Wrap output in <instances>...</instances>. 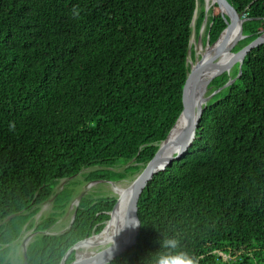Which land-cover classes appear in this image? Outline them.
<instances>
[{"label": "trees", "instance_id": "16d2710c", "mask_svg": "<svg viewBox=\"0 0 264 264\" xmlns=\"http://www.w3.org/2000/svg\"><path fill=\"white\" fill-rule=\"evenodd\" d=\"M197 1L0 0V264H12V244L59 180L96 165L105 167L89 179H122L125 172L108 167L134 160L127 171H137L154 157L186 104ZM228 1L249 18L238 51L264 31V0ZM212 2L210 43L229 24ZM239 65L230 85L223 87L226 71L210 82L219 91L191 146L148 182L137 203V242L110 264H150L165 236L201 264H264V44L248 52L241 72ZM72 196L65 186L54 208ZM116 203L84 196L71 228L29 244L28 264H59L106 226ZM15 212L22 214L1 224ZM56 214L37 229L51 227ZM122 235L94 238L95 262ZM75 251L66 264L91 258L93 244Z\"/></svg>", "mask_w": 264, "mask_h": 264}, {"label": "water", "instance_id": "95a60500", "mask_svg": "<svg viewBox=\"0 0 264 264\" xmlns=\"http://www.w3.org/2000/svg\"><path fill=\"white\" fill-rule=\"evenodd\" d=\"M214 4H218L220 9L225 12L229 16V24L227 27L220 33L219 37L217 38L216 41L213 43H210L209 37L208 41L206 42V46L204 48V51L201 53V57L197 58L194 63L191 64L189 74H188V87H187V94H186V104L171 127L169 133L165 137V139L161 140L158 145V149L154 155V157L149 160L147 163H145V166L140 168V176L139 178L131 185V187L127 190V192L122 196V197H117L116 200L117 203L113 210H111V216L115 214L116 216L120 218H127L131 220V222L136 223V230L134 234H130L129 238L127 241L122 244L120 247H118L115 251L110 253L109 256H101L100 260L95 262L94 264H110L116 257L121 255L123 252H125L127 249L132 247L134 244L137 242V235L139 232V227H140V219L138 216V199L144 188L148 185V182L153 179V177L159 173L160 171L165 170L174 160L179 159L180 157L183 156V154L188 150V148L191 146L192 141L194 140V137L196 135L199 119L203 113V110L207 107L208 102L211 100L213 95L215 93H210L208 96V100L206 105L202 108L201 112L197 116L196 122L191 130L192 132V138L191 140L183 147L177 154L171 153L172 146L177 142V140L184 134L185 130L187 129V126L192 118L193 114V108L196 100V95H197V90H198V81L199 78L208 70L212 69L213 71L209 75V84L210 82L218 75L221 73L228 71L231 67V65L235 62H239L240 65V72H241V63L243 62L244 57L248 54L250 50H252L255 47H258L259 45L264 44V31L261 32L255 39L251 40L246 46L241 48L238 51H233V48L240 42V40L244 39L246 35L242 33V25L243 23L248 20V17H244V12H236L233 5L228 1V0H214ZM197 6H198V1H197ZM206 16L205 19L203 20V23L200 27V30L197 34L196 32V21L198 17L197 13V8L195 10V14L192 20V37L190 40V48H189V53H188V62H189V57L192 52V42H193V37L197 35V41L200 42L201 40V35L203 34V31L206 29L207 26V9L205 10ZM236 29L235 36L233 37V31ZM208 35V32H207ZM232 36V37H231ZM218 43H223V46L215 50L213 49V46ZM226 51L229 52L230 55L222 62H217L213 63L209 61L211 58L216 57L219 53ZM239 72V73H240ZM238 76V75H237ZM237 76L235 77H230L229 80L224 84L223 87H226L233 83ZM209 88V86H208ZM219 91V89H216V92ZM159 144H161V147H159ZM160 151L158 155V159L156 160V163L151 164V161L156 157L157 153ZM109 169H112V167H108ZM83 170V169H82ZM81 170V171H82ZM80 171V172H81ZM79 172V173H80ZM78 173V174H79ZM78 174H74L70 177H66L63 179H71L75 177ZM98 180H103V179H97L93 181H98ZM107 181H115V180H107ZM64 184H59L55 187V193L47 200V202H54L56 197L58 196L59 192L61 189H63ZM86 195V191H83L79 193L77 196L78 202L75 205L72 219L69 223V226L66 228L65 231L61 233H55L51 232L50 228L44 229V230H37L36 232H40L43 234H50V235H59L65 233L69 228H71L77 211L79 204L82 200V198ZM22 214V212H15L10 215H8L2 222L7 223L10 219L13 217ZM26 224L24 225L22 232L19 236L23 234ZM37 225H34L33 227L36 228ZM18 238V239H19ZM87 238V237H86ZM84 238L83 240H85ZM17 239V240H18ZM80 240L77 243H75L73 246L69 248V250L66 252L64 257L62 258L61 262L59 264H66V260L68 256L74 251L75 246L83 241ZM32 242L30 240L29 242H25L24 240L22 241V246H23V264H28V246Z\"/></svg>", "mask_w": 264, "mask_h": 264}, {"label": "rangeland", "instance_id": "374dc122", "mask_svg": "<svg viewBox=\"0 0 264 264\" xmlns=\"http://www.w3.org/2000/svg\"><path fill=\"white\" fill-rule=\"evenodd\" d=\"M212 5H211V7H212ZM197 7H198V9H197L198 15L200 14V12H202L203 10H206V9H207V13H208L207 15L210 14L211 7L208 8L206 6L205 0H198V6ZM193 38L194 39L192 42V51H194V57H192L191 55L189 57V65L190 66L192 63L195 62L196 57L197 58L201 57L200 45H201V48H205V46H206V42L208 41L206 29L203 31V34L201 35V39H200L201 41L200 42L197 41V35H195ZM234 48H233V51H235ZM222 61L223 60H219V62H222ZM236 63L237 62L233 63L231 65L230 69L228 71H226L231 75V77H232V75H234V71H235L234 68H235ZM208 86H209V88H208L209 94L212 92L216 93V86L210 85V84ZM136 164L137 163L134 160H132L129 163H121V164H117L115 166H112V170H114L116 172H121V173L125 172L126 173V176L124 178L116 179L115 181H121L123 179L132 177L136 173L140 172V169L137 171H127L128 167L130 165H136ZM139 165L141 166V168L145 166V164H139ZM104 167L105 166H99V165L87 167V168H84L75 177H73L71 179H66V182H65L63 188L65 186L69 187V189L73 193V196L71 197V199H69L67 201V204H66L64 209H55L54 208V202H47L46 201L45 203L50 204L49 210L45 213H41L42 206L45 203H43L40 206L39 211L34 216H32L30 218V220L26 223L27 226H26L23 234L21 235V237L12 244V248H11V252H10V256H9L12 264H23V260H22V258H23V246H22L23 237L25 235L30 237L33 233V236H31V239H30L33 241L37 236L42 235V233L36 232L37 230H41V229H37V226L41 221H43L45 218L49 217L52 213H54V212L57 213L55 216L57 221L51 226L50 231L55 232V233H61V232L66 230V228L69 226V223H70V221L72 219V215H73V211L69 210V206L72 203V201L74 200V198H76L79 195V193L86 191V195H92L95 198H97V197H114V198H116L115 195L111 194V190L109 189L108 185L106 184V181L109 179L98 180L97 181L98 183L93 185L90 189L85 190V187L89 182H91L93 180H97V179H89L88 176L93 171H95L97 169H102ZM98 179H100V178H98ZM61 180H59L57 185L60 184ZM34 225H37L36 228L33 227ZM42 230H44V229H42ZM94 231H96V230H94ZM75 257H76V251L74 250V259H75Z\"/></svg>", "mask_w": 264, "mask_h": 264}, {"label": "bare ground", "instance_id": "6f19581e", "mask_svg": "<svg viewBox=\"0 0 264 264\" xmlns=\"http://www.w3.org/2000/svg\"><path fill=\"white\" fill-rule=\"evenodd\" d=\"M205 2H206V6L208 8H210L211 5L213 4L212 0H205ZM197 9H198V7H197ZM235 33H236V29L233 31V34H232L233 37L235 36ZM222 46H223V43H218V44H215L213 46V49L218 50ZM200 51H201V53L204 51V48H201V45H200ZM229 55H230L229 52L223 51V52L219 53L216 57L211 58L209 61H211L213 63H217V62H219V60H223L224 61ZM212 71H213L212 69H208L199 78L198 90H197L196 100H195V104H194V108H193L192 118H191V120H190V122H189V124L187 126V129L185 130L184 134L172 146V149H171L170 152L173 153V154H177L183 147H185V145L192 138L191 130H192V128H193V126H194V124L196 122L197 116L201 112L202 108L206 105L207 100H208V96H209V93H208L209 75H210V73ZM212 93H214V92H212ZM159 147H161V144H159ZM159 153H160V151L157 153L156 157L151 161V164L156 163V160L158 159ZM139 176H140V172L136 173L132 177L123 179L121 181H106V184L108 185L109 189L111 190V194H113V195H115L117 197H122L127 192V190L131 187V185L139 178ZM65 182H66V180L62 179L61 182H60V185L61 184H65ZM96 183H98V182L97 181L89 182L86 185L85 190L90 189ZM77 202H78V200H77V197H76V198H74V200L72 201V203L69 206V210L70 211H74V208H75V205H76ZM49 206H50L49 203L43 204L42 209H41V213L47 212L49 210ZM102 223H105L106 226L103 227L99 232L94 231L92 233V235L87 237L85 240L79 242L75 246L74 250H76V248L79 245H82V244H93V249H94V254H93V256L91 258H89L88 260L81 261L78 264H94L96 259L101 254V250H98L97 246H96V243L99 242V241H95L94 238L100 239V241L101 240H106V239L109 240V238L112 239L111 237L117 236L120 231H123V235L120 238V241L118 243V247H120L122 244H124L127 241V239L129 238L130 234L131 235L134 234V230L136 228V223L135 222H131L129 217L120 218V217H118L116 215H114L110 219L104 220ZM31 236H33V233H32ZM31 236L28 237L27 235H25L22 240H24L25 242H27V241L29 242V240L31 239Z\"/></svg>", "mask_w": 264, "mask_h": 264}, {"label": "clouds", "instance_id": "9594fccd", "mask_svg": "<svg viewBox=\"0 0 264 264\" xmlns=\"http://www.w3.org/2000/svg\"><path fill=\"white\" fill-rule=\"evenodd\" d=\"M73 14H78L75 9ZM159 243L160 250L152 254L150 264H201L202 256L179 250L181 249L180 239L165 236Z\"/></svg>", "mask_w": 264, "mask_h": 264}]
</instances>
